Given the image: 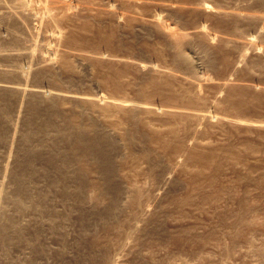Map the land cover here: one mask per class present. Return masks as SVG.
Wrapping results in <instances>:
<instances>
[{
  "label": "rangeland",
  "instance_id": "374dc122",
  "mask_svg": "<svg viewBox=\"0 0 264 264\" xmlns=\"http://www.w3.org/2000/svg\"><path fill=\"white\" fill-rule=\"evenodd\" d=\"M24 1L31 18L20 15L17 0H0V18L4 17L0 19V81L59 87L84 95L87 102L64 99L48 108L50 114L44 113L55 115L60 108L56 125H33L31 130L25 125L30 118L26 102L11 96L14 111L7 117L14 125H0L1 132L7 131V136H0L3 192L16 194L10 167L17 150L32 145L37 126L43 128L34 132L38 155L34 164L39 167L34 176L47 191L60 189L50 183L59 175V155L71 149L64 138L68 125H88L93 118L95 124L116 132L119 146L110 193L104 192V176L88 162L81 203L53 192L55 200L49 199V211L44 210L47 216L44 213L38 220L33 214L37 218L32 216V227L21 239L19 233L6 229V217H0V264H264V37L259 40L256 35V20L236 21L224 15V10L232 9L263 12V4L206 0L212 9L201 11V0ZM6 14L12 21L20 18L22 25L12 28ZM251 34L259 41L260 55L250 53L242 60L235 41ZM180 45L191 56V68L179 59ZM203 50L212 63L206 64ZM11 51H30L34 58L15 57ZM51 58L58 76L54 81L18 73L19 68L29 69L31 61L46 67ZM255 58L262 64H253ZM70 61L72 68L66 65ZM111 99L115 102H108ZM210 193L216 198L212 200ZM241 197L248 199H244L248 205L242 206ZM114 202L116 210L109 209ZM76 203L87 211L85 221L78 218ZM247 206L256 212L248 214L255 222L252 228L237 223L238 213ZM14 211L9 213L14 216Z\"/></svg>",
  "mask_w": 264,
  "mask_h": 264
},
{
  "label": "bare ground",
  "instance_id": "6f19581e",
  "mask_svg": "<svg viewBox=\"0 0 264 264\" xmlns=\"http://www.w3.org/2000/svg\"><path fill=\"white\" fill-rule=\"evenodd\" d=\"M202 2H200L201 4V11H202V9H204V11H206V10H211L212 9V7H211V4L210 3H208L206 0H201ZM253 1V0H252ZM255 1V0H254ZM257 1V0H256ZM14 2H15V0H14ZM260 2L263 4V6H264V0H259V3H258V1L256 2L257 4H259L260 5ZM17 3L19 4V6H22V13L20 14V15H24L23 16V18H31V13L29 14V13H26V12H28V11H25V7H26V2L24 1V0H17ZM253 3H255V2H253ZM170 6V5H169ZM240 6V5H239ZM253 6V5H252ZM17 7H18V5H17ZM235 7H238V6H235ZM229 8V7H228ZM231 8V7H230ZM241 8H243V7H241ZM240 8V9H241ZM247 8V7H246ZM253 8V7H252ZM263 8V7H262ZM237 9H239V8H237ZM256 9H257V7H256ZM9 10V9H8ZM15 10V9H14ZM13 10V11H14ZM214 10H216V9H214ZM221 10V9H220ZM220 10H218L219 12H220ZM251 10V9H250ZM6 11V10H5ZM11 11V10H10ZM18 11V10H17ZM203 11V12H204ZM217 11V10H216ZM260 11V10H259ZM15 12V11H14ZM212 12V11H211ZM210 12V13H211ZM224 12H225V14L224 15H226V14H228V16L229 15H231V17H235V20H236V18H237V20L236 21H240L238 18H241V19H247V20H256L257 22V24H259V25H261V26H259L258 25V28H256L255 30H256V35L259 37V40H260V38H261V40H262V38L264 37V11L263 12H254L253 10H252V12L251 11H246V9L243 11L242 9L241 10H224ZM1 13V12H0ZM4 13H6V12H4ZM4 13H2L3 15H1V17L2 16H4ZM9 13V12H8ZM12 13V12H11ZM18 14V13H17ZM16 14V15H17ZM214 14V13H213ZM217 14H218V12H217ZM222 14V15H223ZM9 14H6L5 15V17L7 16L8 17V19L11 21V25L13 26L12 28H14V27H16V25H18V24H21L20 22H22L21 20H20V18H18V19H15L14 18V20L12 21V19H10V17L8 16ZM11 16V15H10ZM33 16V15H32ZM227 16V15H226ZM12 17V16H11ZM14 17V16H13ZM18 17H22V16H19L18 15ZM230 17V18H231ZM4 18V17H3ZM3 18H0V19H3ZM7 19V20H8ZM7 20H5V22H7ZM8 20V21H9ZM2 21V20H1ZM4 21V20H3ZM245 21V20H244ZM247 22V21H246ZM252 22V21H251ZM251 22H247V24H251V25H253V23H251ZM7 23H9L10 24V22H7ZM157 23V22H156ZM158 24V23H157ZM160 24V23H159ZM10 25V26H11ZM22 25V24H21ZM256 24L254 23V26H255ZM19 26V25H18ZM253 26V27H254ZM254 30V31H255ZM13 33V32H12ZM11 33V34H12ZM12 37H13V34H12ZM20 37V36H19ZM257 38L255 37V34H251V36H249V37H246V38H244V39H242V40H238V39H236V41L235 42H237L238 44H239V49H238V53H239V57L243 60V59H248L249 57H251L252 55H260V53L258 54V51H259V41H257L256 40ZM17 40H19V38H17ZM181 46V45H180ZM183 46H181V49L180 50H178V55H179V59L180 60H182L186 65L185 66H187V67H192V60H191V56H190V54L186 51V49L184 48H182ZM261 47H263L262 45H261ZM116 48V47H115ZM263 49H264V47H263ZM27 52V51H26ZM203 52H204V50H203ZM206 52V51H205ZM204 52V53H205ZM208 52V51H207ZM207 52L205 53V54H203V57L205 58V61H206V64H209V62H211V60H210V55L209 56H207ZM250 53L252 54L251 56H250ZM11 54L14 56V55H16L15 57H19V56H22L23 54H24V58H26V56H27V59H28V57L29 58H31V59H33L34 58V53L33 52H30V51H28L27 53H18V52H15V53H12V51H11ZM10 56V55H9ZM208 57H209V59H208ZM18 59V58H17ZM256 59H258V58H255V61L254 60H252L251 62L253 63V64H262V62L260 63V61L259 60H256ZM260 60H262V59H260ZM214 62V61H213ZM31 63V65H30V68L29 69H27V70H25V69H23V68H19L18 69V73H19V75H21V76H31L32 75V77H33V79H36V80H43V79H47V80H50V81H54V80H56L57 78H58V76H57V74H55L56 72H54V70H53V58H51L49 61H47L46 63H47V66L45 67V63H43V64H41V66L40 67H43V65H44V67L43 68H40L39 66H37L38 64H36V63H33V61H31L30 62ZM212 63V62H211ZM264 63V62H263ZM40 65V64H39ZM67 67H69V68H72L73 67V63H71V61L70 62H68L67 64ZM213 65V64H212ZM209 66H211V64L209 65ZM226 81V80H225ZM55 83V82H54ZM223 83V82H222ZM221 84V83H220ZM226 84H228V82L226 81V82H224V85L226 86ZM222 86H223V84H221ZM118 87V86H117ZM67 90H69L68 88H66ZM73 91V90H72ZM15 94V96H14V98H17L18 100H23V101H25L26 102V104H27V109L28 110H26L27 111V113H29L28 115L30 116V118L29 117H27L28 118V122L27 123H25V125H27V127L28 128H30L31 130H32V127H33V125H56V121H55V118L57 119V118H59V117H61V114L60 113H62V112H59V111H61V109L59 108V109H57L56 111H54V114L55 115H53V114H51V115H49L50 114V112L48 111V108H49V110H50V107H56V106H58L61 102H65L66 100H64V99H67V100H70V98H72V99H74V98H76L75 100L77 101V99L78 98H85V97H83L84 95H78V94H75V93H70V92H66V90L64 91V89H61V88H40V87H35V86H26V85H21V84H9V83H4V82H1L0 81V111L1 112H4V116H5V118L3 119L2 117H3V115H2V117H1V115H0V125H10V124H13L14 125V122H13V120H11L12 118V116L10 117L11 119H9V117H7V115L9 114V116L10 115H12L11 113H10V109H11V107H13V103H14V100H13V97H11L12 95H14ZM232 94H234V91L232 92ZM231 95V94H230ZM229 95V96H230ZM230 97H232V96H230ZM87 98V97H86ZM104 99H105V97H104ZM85 100V99H84ZM87 100H94V99H92V98H88ZM72 101V100H71ZM78 101H81V100H78ZM86 101V100H85ZM108 101V100H107ZM111 101H114L115 102V100H109L108 102H111ZM63 102V103H64ZM87 102V101H86ZM87 108V107H86ZM85 108V109H86ZM12 110H13V108H12ZM84 110V109H83ZM14 111V110H13ZM13 111H11V112H13ZM25 111V112H26ZM49 112V114L48 113H46L47 115H45L44 113L45 112ZM74 112V111H73ZM81 113H83V111H80ZM79 112V113H80ZM85 112V111H84ZM108 112H109V110H108ZM75 113H77V112H75ZM63 114H64V112H63ZM73 114V113H72ZM26 116H27V114H26ZM62 116H66V115H62ZM69 116V115H68ZM79 116V115H78ZM84 116H85V114H84ZM6 117H7V120H6ZM64 117H62L63 119H64ZM71 117V116H70ZM75 117H77V116H75ZM83 117V116H82ZM61 118V119H62ZM71 118H73V117H71ZM80 118H81V116H80ZM90 118V117H89ZM89 118H87L88 120H89ZM92 118V117H91ZM60 119V118H59ZM59 119H58V121H59ZM67 119V118H66ZM66 119L65 120H63V122L64 121H66ZM68 119H69V117H68ZM79 119V118H78ZM93 119V118H92ZM89 120L88 121V125H83V123L81 122V123H78L77 122V124L78 125H76V126H71L70 127V125H68L69 126V131H67L66 133H65V135H64V138L65 139H67V141H68V145H69V148H71L70 149V151L68 152V151H66V152H68V153H63L62 152V154L60 153L61 151H63V150H60V154L61 155H59L60 157H58V160L60 161H57L58 163H60V164H58V166L56 167V171L57 172H59V175H57L58 176V178L56 177L53 181H51V183H50V185L51 186H53V185H57V187L59 186L60 187V189L61 188H63L62 190H60V189H57L56 191H47V190H45V188H42V187H40L42 184L40 183V182H36V177L34 176V174H36L35 172H36V170L39 168V167H37L34 163H35V159H37V157L36 156H38L37 155V151H36V139L34 138V132L35 131H33V135L31 136V141L32 142H30V143H32V145L30 144L29 146L27 145L26 147H21L20 149H18L17 150V153L16 154H18L17 155V159L15 160V162L13 163V167H10V166H8V167H10V168H12V171L11 172H13V178H12V180H13V182H15L16 184H15V187H17V188H15L16 190H15V192H16V194L14 193V192H11L10 194L12 195V193H14L15 194V197H14V195H13V197L11 196H7V191H9V190H7V191H4V192H6V194L3 192V189L4 190H6L5 189V187L4 188H1V186H0V217L2 218L3 216H5L6 217V221L5 222H3L4 223V226H6V229L7 230H12L13 232H16L17 234L19 233V235H20V239H21V234L22 233H25V231H26V229L28 228V229H30L29 228V226L31 225L30 223H31V221H33L31 218H32V216H33V214H36V216L38 217V220H40L39 218H41L40 216H43L44 215V213H45V211H49V210H47V207H49V206H47V204H48V202L47 201H49V199L50 200H52V201H54L55 199L53 198L55 195H51V194H54L53 192H55L56 194L57 193H59L60 195H63V197H64V195H65V198L68 196V197H70L71 199L74 197L75 198V200L77 199L78 201L77 202H80L81 200H83V199H80V198H82V195H83V187H86V186H84V185H86V180H88L87 178H86V172H85V167L84 166H86L85 164L86 163H90V165H92V167H93V169H95L96 171H97V173L99 172V174H102L103 176H104V179H105V182L103 183V187H104V192L105 193H110L108 190H110L111 189V187H113L114 186V184L115 183H113L112 181L114 180H112V176H113V171H114V159H115V148H117L119 145H118V143L119 142H117V134H115L116 132L115 131H113L112 129H110V128H108V127H105V126H103V127H101L100 125H97V124H95V122H94V120ZM5 120H6V123H5ZM74 120V119H73ZM10 122H12V123H10ZM58 123V122H57ZM61 123V122H60ZM60 123H58L57 125H59ZM65 124H67L66 122H64ZM63 123V124H64ZM76 123V122H75ZM62 124V123H61ZM68 124H72L71 122L70 123H68ZM85 124H87V122L85 123ZM75 125V124H74ZM1 127V126H0ZM37 127H39V128H41L42 126H37ZM35 128V130L37 131V132H35V133H38V131H41L39 128ZM135 127V126H134ZM133 127V128H134ZM24 128V127H23ZM43 128V127H42ZM51 128V127H50ZM64 128H66L65 127V125H64ZM8 129V128H7ZM27 129V128H26ZM29 129V130H30ZM34 129V128H33ZM1 130V129H0ZM2 130H3V127H2ZM28 130V129H27ZM57 130V129H56ZM132 130H134L135 132H137L135 129H132ZM131 130V131H132ZM26 131V130H25ZM129 131V130H128ZM128 131H127V133H128ZM134 131H132V132H134ZM5 133H7V131L5 130L4 131ZM4 132H1L0 131V136L2 137V135H3V137L4 136H7V135H4ZM32 132V131H31ZM126 132V131H125ZM131 132V133H132ZM134 132V134L132 133V134H130V135H133V136H137V133H135ZM27 133V132H26ZM28 133H30L29 131H28ZM130 133V132H129ZM139 133V132H138ZM178 133V132H177ZM31 134V133H30ZM29 134V135H30ZM136 134V135H135ZM39 135V134H38ZM59 135V134H58ZM63 135V134H62ZM126 135H128V134H126ZM130 135H128L129 136V138H130ZM25 136H27V134H25ZM37 136V135H36ZM123 137H125V134H124V136ZM24 138V137H23ZM32 138H34V139H32ZM132 138V137H131ZM130 138V139H131ZM26 139H29L28 138V136L26 137ZM133 139H135V138H132V140ZM127 140H128V138H127ZM127 140H126V142H127ZM25 140L23 139V142H24ZM28 141H30V140H28ZM40 141V140H39ZM129 141V140H128ZM134 141V140H133ZM132 141V142H133ZM26 142V141H25ZM42 142V141H41ZM40 142V143H41ZM125 142V141H124ZM131 142V143H132ZM128 143H130V142H128ZM130 143V144H131ZM177 143V142H176ZM180 143V142H179ZM42 144V143H41ZM54 144V143H53ZM124 144V143H123ZM125 144H127V143H125ZM21 145V144H20ZM40 145V144H39ZM133 145V144H132ZM22 146V145H21ZM20 147V146H19ZM53 148V147H52ZM55 148V147H54ZM53 148V149H54ZM58 148V147H57ZM57 148H55V150L57 149ZM68 148V149H69ZM52 149V150H53ZM53 150L52 152H58L59 150ZM114 150V151H113ZM172 150V149H171ZM132 150H130V152H131ZM209 151V150H208ZM8 152V151H7ZM51 152V153H52ZM143 152V151H142ZM58 153V154H59ZM144 153V152H143ZM146 153V152H145ZM171 153V152H170ZM211 154V153H210ZM147 155H149L148 154V152H147ZM195 155V154H194ZM234 155H237V154H235L234 153ZM15 156V155H14ZM52 156V155H51ZM145 156H146V154H144V158H145ZM214 156V155H213ZM216 156V155H215ZM143 157V156H142ZM192 157V156H191ZM195 157V156H194ZM208 157V156H207ZM1 158V157H0ZM15 158V157H14ZM60 158V159H59ZM238 158V157H237ZM139 159V158H138ZM215 159V158H214ZM10 161V160H9ZM74 161H75V163H84V165L82 166V167H78L79 165L78 164H76V165H78V166H75V164H74ZM56 162V161H55ZM53 163V162H52ZM8 164H9V162H8ZM119 164V163H118ZM12 165V164H11ZM35 165V166H34ZM55 165V164H54ZM120 165V164H119ZM4 166V165H3ZM88 166V165H87ZM6 167H7V165H6ZM35 167H37V168H35ZM2 168V167H1ZM91 168V167H90ZM260 168V167H259ZM7 169V168H6ZM155 169V168H154ZM1 170H3V169H1ZM55 170V169H54ZM94 170V171H95ZM7 171V170H6ZM155 171V170H154ZM39 172V171H38ZM214 173V172H213ZM219 173V172H218ZM10 174V173H9ZM159 174V173H158ZM240 174V173H239ZM238 174V175H239ZM38 175V174H37ZM40 175H42V174H40ZM264 175V174H263ZM9 176H11V175H9ZM35 178H34V177ZM56 176V175H55ZM216 176V175H215ZM218 176V175H217ZM216 176V177H217ZM39 179H41L40 177H39ZM246 179V178H245ZM253 179V178H252ZM11 180V181H12ZM44 180V179H43ZM247 180V179H246ZM254 180V179H253ZM12 182V183H13ZM90 182V181H89ZM95 182V181H94ZM97 182V181H96ZM95 182V183H96ZM4 183H6V182H4ZM37 183H40L39 185L37 184ZM97 183H99V182H97ZM102 183H101V186H100V184H99V186L98 187H102ZM14 184V183H13ZM89 184V183H88ZM87 184V185H88ZM94 184V183H93ZM6 185V184H5ZM40 187H38V186ZM95 185V184H94ZM97 185V184H96ZM95 185V186H96ZM222 185V184H221ZM46 186V185H45ZM93 186V185H92ZM7 187V186H6ZM56 187V188H57ZM72 188V187H75V189L73 188V189H69L68 190V188ZM223 187V186H222ZM225 187H227V186H225ZM77 188V189H76ZM117 188V187H116ZM122 188V187H121ZM113 189V188H112ZM120 189V188H119ZM124 189V188H123ZM60 190V191H59ZM86 190V189H85ZM114 190V189H113ZM116 190V189H115ZM125 190V189H124ZM222 190V189H221ZM14 191V190H13ZM123 191V190H122ZM137 191V190H136ZM216 191V190H215ZM225 191V190H224ZM227 191V190H226ZM111 192H113V191H111ZM133 192V191H132ZM214 192V191H213ZM218 192V191H217ZM223 192V191H222ZM81 193H82V195H81ZM119 193H121V192H119ZM200 193V192H199ZM202 193V192H201ZM200 193V194H201ZM206 193V192H205ZM8 194H9V192H8ZM59 194H58V196H59ZM104 194V193H103ZM207 194V193H206ZM205 194V195H206ZM123 195V194H122ZM130 195H131V193H130ZM201 195H204V194H201ZM209 196L210 195H213V194H208ZM51 196H52V198H51ZM106 196H108V195H106ZM141 196V195H140ZM211 197V196H210ZM214 198H216V196H213ZM213 197H211V199L213 200ZM8 198H10V199H12V201H10V199H8ZM73 198V199H74ZM114 198V197H113ZM208 198V197H207ZM54 199V200H53ZM80 199V200H79ZM115 199V198H114ZM208 199H210V198H208ZM241 199L242 200H244L245 199V197L243 198V197H241ZM67 200V199H66ZM117 199H115V201H116ZM143 200V199H142ZM245 200H247L248 201V199H245ZM243 201L244 203L242 204V206H246V204L248 203L247 201ZM264 201V200H263ZM50 202V201H49ZM66 202V201H65ZM133 202V201H132ZM139 202V201H138ZM54 203H56V202H54ZM71 203V202H70ZM74 203V202H73ZM81 203V202H80ZM238 203H240V200H238ZM241 203H242V201H241ZM83 204V203H82ZM112 204V206H109L110 208L109 209H111V207H116L115 205H116V202H114V203H111ZM51 205H53V204H51ZM75 205H77V207L76 206H74V207H76V209H74V210H76L77 211V215H78V218L79 219H81L82 218V220H83V218H86V216H87V211L85 210V209H82V210H80V209H78V206H79V203H76ZM110 205V204H109ZM118 205V204H117ZM143 205V204H142ZM248 205V204H247ZM68 207H71V206H73L72 204H71V206H69V205H67ZM79 207H81V206H79ZM82 207H83V205H82ZM85 207V206H84ZM54 209H56L55 211H57V213L60 211H58V209L57 208H55V207H53ZM65 208V207H64ZM67 208V207H66ZM86 208V207H85ZM249 208V206H247V207H243L242 208V210H241V213H238V215H239V217H237L238 218V222L237 223H242V224H244V225H246L247 227H249V226H251L250 228H252V226L254 225V221H253V219L252 218H250L249 216H248V214H249V212L251 211V210H255V208H252L251 210L250 209H248ZM50 209V208H49ZM73 209V208H72ZM115 210H116V208H114ZM14 211V216L12 215V214H10L9 212H11V211ZM45 210V211H44ZM68 210V209H67ZM69 210H71V209H69ZM80 212H79V211ZM93 210V209H92ZM112 210V209H111ZM111 210H109V211H111ZM54 211V210H53ZM75 211V212H76ZM89 211V210H88ZM94 211H96V210H94ZM93 211V212H94ZM146 211V210H145ZM52 212V209H51V211H50V213ZM65 212H68V211H65ZM71 212V211H70ZM69 212V213H70ZM89 212H91V211H89ZM143 212V211H142ZM252 212V211H251ZM53 213V212H52ZM57 213L55 212V214L57 215ZM64 213V212H63ZM80 213V214H79ZM252 213H254V212H252ZM256 213V212H255ZM254 213V214H255ZM46 214V213H45ZM54 214V213H53ZM62 214V213H61ZM89 214H91V213H89ZM93 214V213H92ZM107 214V213H106ZM65 216L67 215V213L66 214H64ZM69 215V214H68ZM77 215H76V218H77ZM94 215V214H93ZM140 215V214H139ZM144 215V214H143ZM35 215L33 216V217H35V218H37ZM45 216H47V214L46 215H44V217ZM53 216V215H52ZM64 216V217H65ZM75 216V215H74ZM89 216V215H88ZM95 216H96V213H95ZM4 217V218H5ZM49 217V216H48ZM47 217V218H48ZM58 217V216H57ZM62 217V216H61ZM69 217V216H68ZM72 217V216H71ZM91 217V216H90ZM89 217V218H90ZM99 217V216H98ZM101 217V216H100ZM0 218V219H1ZM34 218V219H35ZM50 218V217H49ZM63 218V217H62ZM77 218V219H78ZM88 218V217H87ZM102 218V217H101ZM235 218H236V216H235ZM236 218V219H237ZM51 219H53L52 217H51ZM63 219H65V218H63ZM69 219V218H68ZM68 219L66 218L65 220H67L68 221ZM95 219V218H94ZM35 220H37V219H35ZM34 220V221H35ZM41 220H43V219H41ZM45 220V219H44ZM64 220V221H65ZM70 220V219H69ZM76 220V219H75ZM86 219H84L83 221H85ZM92 220V219H91ZM51 221V220H50ZM54 221V220H53ZM81 221V220H80ZM43 222V221H42ZM55 222H57V220L55 221ZM61 222V221H60ZM82 222V221H81ZM87 222H89V221H87ZM91 222V221H90ZM93 222V221H92ZM3 223H2V225H3ZM35 223V222H34ZM53 223V222H52ZM65 223V222H64ZM67 223V222H66ZM65 223V224H66ZM106 223V222H105ZM236 223V224H237ZM37 224H38V221H37ZM56 224V223H55ZM60 224V223H59ZM79 224V223H78ZM82 224V223H81ZM83 224H84V222H83ZM91 224V223H90ZM35 225V224H34ZM51 225V224H50ZM57 225V224H56ZM85 225V224H84ZM3 226V227H4ZM39 226V225H38ZM52 226V225H51ZM51 226H49V227H51ZM59 226V225H58ZM83 226V225H82ZM86 226V225H85ZM91 226V225H90ZM30 227H32V225L30 226ZM37 227V226H36ZM35 227V228H36ZM41 228H42V226H40ZM39 227V228H40ZM62 227H63V225H62ZM61 227V228H62ZM38 228V227H37ZM60 228V227H59ZM91 228V227H90ZM1 229V228H0ZM44 229V228H43ZM50 229V228H49ZM56 229V228H55ZM87 229H88V227H87ZM2 230V229H1ZM34 230V229H33ZM83 230V229H82ZM12 231H11V233H12ZM31 231V230H30ZM38 231V230H37ZM47 231V230H46ZM49 231V230H48ZM54 231V230H53ZM57 231V230H56ZM87 231V230H86ZM3 232V231H2ZM6 232V231H5ZM4 232V233H5ZM8 232V231H7ZM6 232V233H7ZM28 232V231H27ZM51 232V231H50ZM88 232V231H87ZM3 233V234H4ZM2 234V233H1ZM36 234V233H35ZM61 234V233H60ZM59 234V235H60ZM64 234V233H63ZM5 235V234H4ZM14 235V233L12 234V236ZM26 235H27V233H26ZM22 236V237H27V236ZM249 235V234H248ZM3 236V235H2ZM7 236V235H6ZM32 236V235H31ZM65 236V235H64ZM4 237V239L6 238L5 236H3ZM2 237V238H3ZM14 237H15V235H14ZM16 237H17V235H16ZM19 238V237H18ZM28 238V237H27ZM26 238V239H27ZM66 238V237H65ZM8 239V238H7ZM10 239V238H9ZM11 239H13V238H11ZM23 239V238H22ZM26 239H23V240H26ZM13 240H15V239H13ZM39 240V239H38ZM46 240V239H45ZM66 240V239H65ZM1 241V240H0ZM10 241V240H9ZM12 241V240H11ZM21 241V240H20ZM19 241V242H20ZM41 241V240H40ZM6 242V241H5ZM16 242V241H15ZM2 243H3V240H2ZM5 244V243H4ZM3 244V245H4ZM13 244V243H12ZM26 244H28V243H26ZM1 245V244H0ZM2 245V246H3ZM6 245V244H5ZM8 246V245H7ZM14 246V245H13ZM15 246H16V244H15ZM25 246V245H24ZM44 246V245H43ZM63 246V245H62ZM10 247V246H9ZM27 247V246H26ZM47 247V246H46ZM65 247V246H64ZM4 248H5V246H4ZM29 248V247H28ZM7 249H8V247H7ZM10 249V248H9ZM48 249V248H47ZM35 250V249H34ZM65 250V249H64ZM27 251V250H26ZM10 252V251H9ZM33 252V251H32ZM230 251H228V253H229ZM263 252V254L262 255H264V251H262ZM22 253H23V251H22ZM21 253V254H22ZM43 253V252H42ZM53 253V252H52ZM106 253V252H105ZM7 254H8V252H7ZM2 255V254H1ZM48 255V254H47ZM64 254H62V256H63ZM104 255V254H103ZM102 255V256H103ZM30 257V256H29ZM4 258V257H3ZM8 259V258H7ZM30 259V258H29ZM22 260V259H21ZM4 262V261H3ZM2 263V262H1ZM21 264V263H20Z\"/></svg>",
  "mask_w": 264,
  "mask_h": 264
}]
</instances>
